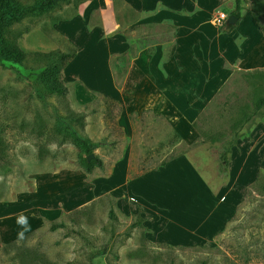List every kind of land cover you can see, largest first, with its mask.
Here are the masks:
<instances>
[{
    "label": "rangeland",
    "instance_id": "374dc122",
    "mask_svg": "<svg viewBox=\"0 0 264 264\" xmlns=\"http://www.w3.org/2000/svg\"><path fill=\"white\" fill-rule=\"evenodd\" d=\"M12 1L27 13L1 28L24 57L0 61V264H264V190L252 183L255 173L264 176V106L243 120L264 96V68H231L224 85L198 102L197 135L184 140L163 115L123 116L118 102L81 88L86 56L99 48L84 31L119 32L136 52L169 41L172 20L125 0H69L44 12L40 0ZM243 4L264 30V0ZM76 15L83 25L61 26ZM72 47L80 56L71 71L81 77L64 72L66 91L52 92L42 75L53 61L47 54ZM74 131L107 165L125 156L127 182L124 165L110 186L106 167L85 177ZM229 140L223 168L219 154ZM169 155L177 156L167 164L173 169L141 172ZM58 194L52 205L21 210L26 198L49 203ZM20 213L31 226L23 240Z\"/></svg>",
    "mask_w": 264,
    "mask_h": 264
},
{
    "label": "crops",
    "instance_id": "0c3cea01",
    "mask_svg": "<svg viewBox=\"0 0 264 264\" xmlns=\"http://www.w3.org/2000/svg\"><path fill=\"white\" fill-rule=\"evenodd\" d=\"M125 2L137 12H146L158 19L169 18L174 24V31L169 41L158 42L152 49L143 47L132 52L130 42L119 32L107 35L101 26L83 30L93 38L100 50L96 48V53L87 54L83 66L84 74L89 76L83 75L84 81L80 78L84 85L81 88L96 92L107 101L118 102L123 116L151 110L168 119L184 140L189 137L194 139L197 132L192 123L199 115L198 102L224 85L231 74V68H264V33L250 10L244 8L243 1L240 17L232 23L225 21L220 26L214 24L215 14L224 11L230 16L234 0ZM75 19H79V24L83 25L82 18L76 15L62 22L61 26ZM79 56L80 50L77 49L75 56L62 69L61 77L66 71L73 78L78 77L71 71V67ZM118 72L121 74L119 81L116 79ZM243 147H247L246 143ZM124 157L110 165L102 160L109 172V176L104 177L109 181V186L115 182L114 170L117 166L124 165L123 181L127 182L128 159ZM186 165L184 163L185 169ZM166 167H161L164 169L161 172L173 169ZM103 168L95 167L91 173L85 172V177L97 174V170ZM99 192L95 189L94 194L99 196ZM52 194L57 193L49 194L50 197ZM60 195L49 203L38 204L36 199L30 203L31 199L26 198L25 201H28L21 210H31L28 209L29 204L52 205L60 199ZM159 201H162L161 196Z\"/></svg>",
    "mask_w": 264,
    "mask_h": 264
},
{
    "label": "trees",
    "instance_id": "16d2710c",
    "mask_svg": "<svg viewBox=\"0 0 264 264\" xmlns=\"http://www.w3.org/2000/svg\"><path fill=\"white\" fill-rule=\"evenodd\" d=\"M69 0H40L36 9L38 12H44L48 9L58 5L61 2H68ZM243 0H234L233 2V8L230 10V13L234 15L236 18L240 17L241 13V2ZM26 11V12H25ZM250 12L252 13L254 19L258 20V13L255 11L254 8L250 9ZM27 13V10L17 4H15L12 0H0V61L2 60H9V59H21L24 57V54L17 48L15 44L10 42L8 39L2 37L1 28L3 25L10 24L19 18H21L23 15ZM232 27V26H231ZM264 33V30H262ZM73 49L70 52H51L47 54L48 57H53L52 65L50 67H47L43 70V80L47 81V88L55 93H64L66 91V86L63 84V80L61 77V71L62 69L67 65V63L75 56L76 49L75 47H72ZM257 70V69H255ZM264 73V71H263ZM264 106V96L259 97L254 102V108L251 112V115H246L243 120L246 121L251 118V116L255 113H257L262 107ZM145 111V110H144ZM195 127V124H194ZM173 139H176V141L180 139L179 134L173 130L172 135ZM72 141L74 144L79 146L83 152L84 156L81 157V166L83 170L86 173H91L95 167L103 168L104 163L103 161L94 155L93 158H91L89 161L87 160V156L90 153H93L92 145L88 141V139L81 136L77 131L73 132ZM179 138V139H178ZM232 147L233 144L231 140L227 141L226 144L222 145V151H220L219 154V161L221 163V166L225 168L227 164V148ZM175 155H169L168 158L161 160L158 164H156L153 167H148L143 169L141 172H147L150 170H158L159 168L166 166L169 161L174 159ZM262 162L264 163V155ZM261 172H257L255 174L254 180L252 183L256 187H261L262 190H264V176L261 175ZM245 200V198H244ZM244 200L242 203H240L236 208L235 214L230 218L232 220L235 216L237 211L242 207L244 204ZM229 220V221H230ZM56 225H53L51 229H55Z\"/></svg>",
    "mask_w": 264,
    "mask_h": 264
},
{
    "label": "clouds",
    "instance_id": "9594fccd",
    "mask_svg": "<svg viewBox=\"0 0 264 264\" xmlns=\"http://www.w3.org/2000/svg\"><path fill=\"white\" fill-rule=\"evenodd\" d=\"M17 224L19 225V231L17 232V236L19 239L23 240L25 237V233L31 230V226L28 222L27 215L20 213L17 216Z\"/></svg>",
    "mask_w": 264,
    "mask_h": 264
},
{
    "label": "built area",
    "instance_id": "2783aa9c",
    "mask_svg": "<svg viewBox=\"0 0 264 264\" xmlns=\"http://www.w3.org/2000/svg\"><path fill=\"white\" fill-rule=\"evenodd\" d=\"M228 15L224 11H219L215 14L213 21L217 26L222 25L228 19Z\"/></svg>",
    "mask_w": 264,
    "mask_h": 264
},
{
    "label": "water",
    "instance_id": "95a60500",
    "mask_svg": "<svg viewBox=\"0 0 264 264\" xmlns=\"http://www.w3.org/2000/svg\"><path fill=\"white\" fill-rule=\"evenodd\" d=\"M236 19V17L234 16V15H230L229 17H228V19H227V21L229 22V23H232L234 20ZM94 157V154L93 153H90L88 156H87V160L89 161L91 158H93Z\"/></svg>",
    "mask_w": 264,
    "mask_h": 264
}]
</instances>
